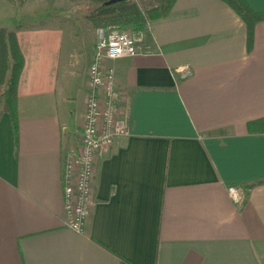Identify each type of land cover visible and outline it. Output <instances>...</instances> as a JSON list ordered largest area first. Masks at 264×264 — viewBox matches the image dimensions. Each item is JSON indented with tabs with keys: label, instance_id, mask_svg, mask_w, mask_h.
Listing matches in <instances>:
<instances>
[{
	"label": "crops",
	"instance_id": "1",
	"mask_svg": "<svg viewBox=\"0 0 264 264\" xmlns=\"http://www.w3.org/2000/svg\"><path fill=\"white\" fill-rule=\"evenodd\" d=\"M22 1L0 0L24 59L16 141L0 104V264H264V185L243 188L264 179V133L247 128L264 118V21L248 52L224 2L176 0L135 57L105 62L130 134L97 159L75 233L61 167L80 137L96 31L67 20V0Z\"/></svg>",
	"mask_w": 264,
	"mask_h": 264
},
{
	"label": "built area",
	"instance_id": "2",
	"mask_svg": "<svg viewBox=\"0 0 264 264\" xmlns=\"http://www.w3.org/2000/svg\"><path fill=\"white\" fill-rule=\"evenodd\" d=\"M145 36L141 32H124L117 26L96 30L97 42L87 69V94L80 137L63 155L61 181L65 226L81 233L94 205L93 177L97 159L113 147L116 139L130 134L129 117L121 110L115 70L105 68L107 61L132 58ZM234 199L239 195L232 192Z\"/></svg>",
	"mask_w": 264,
	"mask_h": 264
},
{
	"label": "trees",
	"instance_id": "3",
	"mask_svg": "<svg viewBox=\"0 0 264 264\" xmlns=\"http://www.w3.org/2000/svg\"><path fill=\"white\" fill-rule=\"evenodd\" d=\"M11 5L22 6V0H8ZM94 6L87 18L90 27L95 31L117 26L122 30L133 32L147 30L149 23L165 18L171 11L176 0H160L156 6L139 9L132 0H122L114 4L112 0H67ZM243 21L246 30V48L250 52L254 42V30L258 23L264 21V13L254 11L246 0H221ZM24 67V59L20 51L16 35L0 28V104L8 113L15 141L18 133L17 118V86ZM0 106V112H1ZM250 131L264 133V118L248 123ZM264 185V179L243 188Z\"/></svg>",
	"mask_w": 264,
	"mask_h": 264
},
{
	"label": "rangeland",
	"instance_id": "4",
	"mask_svg": "<svg viewBox=\"0 0 264 264\" xmlns=\"http://www.w3.org/2000/svg\"><path fill=\"white\" fill-rule=\"evenodd\" d=\"M132 1L137 5L139 9L143 10L152 6H156L160 0H132ZM62 4L63 3H61V5ZM64 5L66 6L65 16L67 20H76L77 22H80V24L85 23L87 21L86 18L89 17L91 12L94 10V6L85 3L67 1L64 3ZM122 31L131 32L130 29H126Z\"/></svg>",
	"mask_w": 264,
	"mask_h": 264
},
{
	"label": "water",
	"instance_id": "5",
	"mask_svg": "<svg viewBox=\"0 0 264 264\" xmlns=\"http://www.w3.org/2000/svg\"><path fill=\"white\" fill-rule=\"evenodd\" d=\"M119 1H122V0H112V1H110V2L108 3V5H109V4H114V3L119 2Z\"/></svg>",
	"mask_w": 264,
	"mask_h": 264
}]
</instances>
